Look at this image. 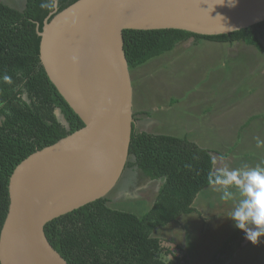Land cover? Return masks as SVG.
I'll use <instances>...</instances> for the list:
<instances>
[{"label": "water", "instance_id": "95a60500", "mask_svg": "<svg viewBox=\"0 0 264 264\" xmlns=\"http://www.w3.org/2000/svg\"><path fill=\"white\" fill-rule=\"evenodd\" d=\"M262 21L264 0H77L45 20L40 62L83 126L14 168L0 264H67L48 241L45 224L106 197L121 177L134 124L124 30L212 36Z\"/></svg>", "mask_w": 264, "mask_h": 264}, {"label": "trees", "instance_id": "16d2710c", "mask_svg": "<svg viewBox=\"0 0 264 264\" xmlns=\"http://www.w3.org/2000/svg\"><path fill=\"white\" fill-rule=\"evenodd\" d=\"M76 1L58 0L51 11L40 6L47 0H25L21 8L0 1V230L14 168L36 150L83 126L48 79L39 59V32L44 21ZM190 37L196 41H241L263 53L264 21L212 36L178 29L124 30L129 69L171 51ZM5 74L12 78L11 84L3 82ZM212 153L187 137L137 131L133 124L125 168L160 182L151 206L137 215L110 206L107 197L97 199L47 222L44 233L48 241L67 264H191L180 246H176L179 253H169L161 245L162 239L152 233L158 226L196 212V196L210 186L207 174L213 170ZM230 234L208 264H223L241 249L242 232L234 229ZM166 250L171 259L165 256Z\"/></svg>", "mask_w": 264, "mask_h": 264}, {"label": "rangeland", "instance_id": "374dc122", "mask_svg": "<svg viewBox=\"0 0 264 264\" xmlns=\"http://www.w3.org/2000/svg\"><path fill=\"white\" fill-rule=\"evenodd\" d=\"M0 1L16 8L25 3ZM129 72L137 131L187 137L213 151L217 172L225 166L264 165V145L257 146V140L264 141V52L241 41L190 37ZM56 114L65 124L63 116ZM159 186V181L124 168L106 197L110 206L140 215L151 206ZM193 204L195 213L158 226L152 235L174 239L189 253L190 263L208 264L234 230L226 217L232 204L221 200L212 186L198 194ZM223 264H264V240L257 245L247 241Z\"/></svg>", "mask_w": 264, "mask_h": 264}, {"label": "clouds", "instance_id": "9594fccd", "mask_svg": "<svg viewBox=\"0 0 264 264\" xmlns=\"http://www.w3.org/2000/svg\"><path fill=\"white\" fill-rule=\"evenodd\" d=\"M57 4L58 0H47L40 6L51 11L57 7ZM73 60L75 61V57ZM2 80L4 83H12V78L6 74ZM261 145H264V141L257 140V146ZM207 181L210 186L220 192L221 200L232 204L230 212L226 216L230 219L232 227L241 231L243 238L251 244L261 243L264 240V165L225 166L219 172L213 169L207 174ZM233 186L236 191H229V188ZM170 242L174 243L173 239H162L161 245L167 249L170 247L168 245ZM174 244L176 245V243ZM171 252L177 251L171 250ZM165 256L169 259L173 257L172 254H165Z\"/></svg>", "mask_w": 264, "mask_h": 264}, {"label": "flooded vegetation", "instance_id": "af4514ba", "mask_svg": "<svg viewBox=\"0 0 264 264\" xmlns=\"http://www.w3.org/2000/svg\"><path fill=\"white\" fill-rule=\"evenodd\" d=\"M167 247V246H166ZM168 249H170V247H168ZM165 250V249H164ZM166 252H167V250H166ZM166 252H164L165 254H167ZM171 252V249L169 250V253ZM168 253V254H169ZM175 254H176V252H174Z\"/></svg>", "mask_w": 264, "mask_h": 264}, {"label": "crops", "instance_id": "0c3cea01", "mask_svg": "<svg viewBox=\"0 0 264 264\" xmlns=\"http://www.w3.org/2000/svg\"><path fill=\"white\" fill-rule=\"evenodd\" d=\"M214 169V168H213ZM169 239H172V238H169ZM174 240V239H173ZM187 253V252H186ZM189 254V253H188ZM192 264V263H191Z\"/></svg>", "mask_w": 264, "mask_h": 264}]
</instances>
